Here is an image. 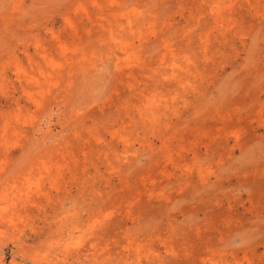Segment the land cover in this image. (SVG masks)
<instances>
[{"label": "rangeland", "instance_id": "obj_1", "mask_svg": "<svg viewBox=\"0 0 264 264\" xmlns=\"http://www.w3.org/2000/svg\"><path fill=\"white\" fill-rule=\"evenodd\" d=\"M0 264H264V0H0Z\"/></svg>", "mask_w": 264, "mask_h": 264}]
</instances>
